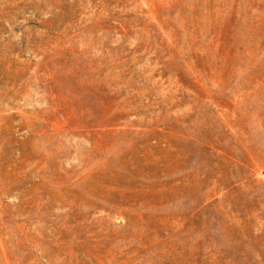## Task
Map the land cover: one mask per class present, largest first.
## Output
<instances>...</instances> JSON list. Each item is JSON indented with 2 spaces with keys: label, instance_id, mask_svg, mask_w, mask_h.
Wrapping results in <instances>:
<instances>
[{
  "label": "rangeland",
  "instance_id": "rangeland-1",
  "mask_svg": "<svg viewBox=\"0 0 264 264\" xmlns=\"http://www.w3.org/2000/svg\"><path fill=\"white\" fill-rule=\"evenodd\" d=\"M0 264H264V0H0Z\"/></svg>",
  "mask_w": 264,
  "mask_h": 264
}]
</instances>
